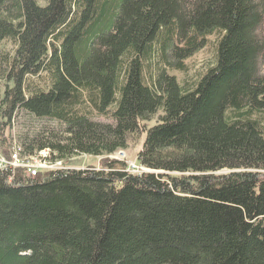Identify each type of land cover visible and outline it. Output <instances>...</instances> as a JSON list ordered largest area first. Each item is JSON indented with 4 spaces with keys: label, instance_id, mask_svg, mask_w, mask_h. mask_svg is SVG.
Returning a JSON list of instances; mask_svg holds the SVG:
<instances>
[{
    "label": "trees",
    "instance_id": "obj_1",
    "mask_svg": "<svg viewBox=\"0 0 264 264\" xmlns=\"http://www.w3.org/2000/svg\"><path fill=\"white\" fill-rule=\"evenodd\" d=\"M41 2L0 0L3 148L24 114L60 125L24 154L102 165L0 173V264H264V0ZM210 37L193 86L168 75ZM157 44L172 60L146 77ZM137 133L155 172L108 159Z\"/></svg>",
    "mask_w": 264,
    "mask_h": 264
},
{
    "label": "rangeland",
    "instance_id": "obj_2",
    "mask_svg": "<svg viewBox=\"0 0 264 264\" xmlns=\"http://www.w3.org/2000/svg\"><path fill=\"white\" fill-rule=\"evenodd\" d=\"M39 4H43L41 0H36ZM258 32L260 35L264 34V24L259 28ZM207 45L197 51L191 58L184 62V71L177 72L167 69L166 72L169 76H173L176 81L185 86H193L195 82L206 72V70L214 65V44L215 37H210L208 39ZM161 44H157L153 49L154 54L151 56L150 60L144 65L145 76H152L156 69L166 66L167 62L171 61L172 58L168 55V44L161 50ZM5 48L7 51H12L14 46L11 43H6ZM174 61V60H173ZM162 115L158 112L151 120L147 126H151L156 123L159 117ZM109 122V121H107ZM60 125L55 121L48 119H35L31 116L21 114L16 122L13 123L12 128L8 131L10 133L11 142L18 143L19 136H32L36 133L42 134L44 137L51 134H59ZM144 140V135L141 133L134 134L129 137L128 148L126 150L118 151L117 153L108 156L109 160L123 161L126 163L125 172H129L131 165H140L136 160V154L141 149ZM8 150L4 149V152ZM122 153V155H120ZM102 158V157H101ZM87 157V156H73L64 161V167L68 170H91L96 171L101 170L102 159ZM150 172H155L150 170ZM39 173H49L48 171L41 170ZM38 173V174H39ZM130 174V173H129Z\"/></svg>",
    "mask_w": 264,
    "mask_h": 264
},
{
    "label": "built area",
    "instance_id": "obj_3",
    "mask_svg": "<svg viewBox=\"0 0 264 264\" xmlns=\"http://www.w3.org/2000/svg\"><path fill=\"white\" fill-rule=\"evenodd\" d=\"M63 165L64 161L57 159V154L49 149L33 154H24L21 146L16 142H13L12 147L5 153L0 138V173L6 176L7 183H13L17 175L22 176L25 180H33L41 170L48 172L70 171ZM128 171L132 175L150 172L149 169L138 164L131 165Z\"/></svg>",
    "mask_w": 264,
    "mask_h": 264
},
{
    "label": "bare ground",
    "instance_id": "obj_4",
    "mask_svg": "<svg viewBox=\"0 0 264 264\" xmlns=\"http://www.w3.org/2000/svg\"><path fill=\"white\" fill-rule=\"evenodd\" d=\"M260 32V31H259ZM227 171V170H226Z\"/></svg>",
    "mask_w": 264,
    "mask_h": 264
},
{
    "label": "clouds",
    "instance_id": "obj_5",
    "mask_svg": "<svg viewBox=\"0 0 264 264\" xmlns=\"http://www.w3.org/2000/svg\"><path fill=\"white\" fill-rule=\"evenodd\" d=\"M150 173V172H149Z\"/></svg>",
    "mask_w": 264,
    "mask_h": 264
}]
</instances>
